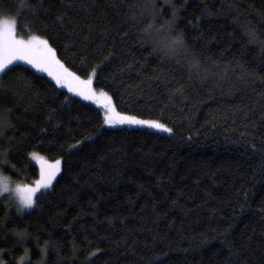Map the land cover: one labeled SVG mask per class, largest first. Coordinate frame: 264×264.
Masks as SVG:
<instances>
[{
    "label": "trees",
    "instance_id": "obj_1",
    "mask_svg": "<svg viewBox=\"0 0 264 264\" xmlns=\"http://www.w3.org/2000/svg\"><path fill=\"white\" fill-rule=\"evenodd\" d=\"M57 66L146 122L15 63L0 76L3 264H264V0H0Z\"/></svg>",
    "mask_w": 264,
    "mask_h": 264
},
{
    "label": "rangeland",
    "instance_id": "obj_2",
    "mask_svg": "<svg viewBox=\"0 0 264 264\" xmlns=\"http://www.w3.org/2000/svg\"><path fill=\"white\" fill-rule=\"evenodd\" d=\"M37 36L27 38L17 34L16 23L12 18H0V76L15 63L29 65L49 76L61 88L81 97L83 100L102 108L108 121L118 125L143 126L146 122L138 117L119 112L112 98L69 73L53 61L52 55L45 49ZM44 42V41H43ZM31 160L39 167L40 176L30 184L12 183L0 176V200L4 197L15 202L21 209L34 207L36 197L41 191L52 187L62 170V159L49 160L44 155L32 153ZM0 264H3L0 260Z\"/></svg>",
    "mask_w": 264,
    "mask_h": 264
}]
</instances>
